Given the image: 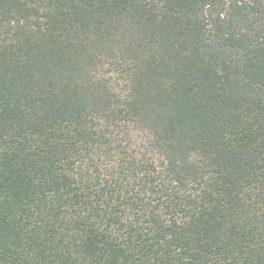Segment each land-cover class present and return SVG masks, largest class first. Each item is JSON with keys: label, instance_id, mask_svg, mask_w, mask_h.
I'll return each instance as SVG.
<instances>
[{"label": "trees", "instance_id": "obj_1", "mask_svg": "<svg viewBox=\"0 0 264 264\" xmlns=\"http://www.w3.org/2000/svg\"><path fill=\"white\" fill-rule=\"evenodd\" d=\"M0 264H264V0H0Z\"/></svg>", "mask_w": 264, "mask_h": 264}]
</instances>
